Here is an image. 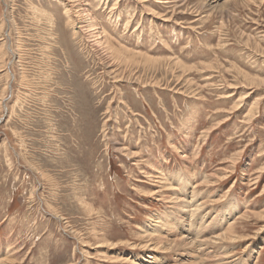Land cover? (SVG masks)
I'll use <instances>...</instances> for the list:
<instances>
[{"label":"rangeland","instance_id":"obj_1","mask_svg":"<svg viewBox=\"0 0 264 264\" xmlns=\"http://www.w3.org/2000/svg\"><path fill=\"white\" fill-rule=\"evenodd\" d=\"M78 1L0 0V264H264V0Z\"/></svg>","mask_w":264,"mask_h":264},{"label":"bare ground","instance_id":"obj_2","mask_svg":"<svg viewBox=\"0 0 264 264\" xmlns=\"http://www.w3.org/2000/svg\"><path fill=\"white\" fill-rule=\"evenodd\" d=\"M58 1V0H57ZM228 1V0H227ZM235 1V0H234ZM240 1V0H239ZM68 3H71L70 8L71 10L75 13V22L79 25L80 30L86 32V33H92L91 37L94 38L92 39V42L94 45H99V44H105L107 50L113 51V45L106 39L105 36H101L102 32L96 28L93 19L90 18V15L87 13V8L85 7L84 4L81 3V1L78 0H67ZM229 2V1H228ZM201 3V2H200ZM88 4V3H86ZM198 4V3H197ZM226 4V3H224ZM90 6V5H89ZM203 7V6H202ZM199 9V8H198ZM89 10V9H88ZM197 10V8H196ZM70 11V10H69ZM104 35V34H103ZM102 40V41H101ZM104 42V43H103ZM122 47H120L121 50ZM115 51V50H114ZM109 52V51H107ZM122 53V52H121ZM131 53V52H130ZM119 55V53L117 54ZM110 57V56H109ZM119 57V56H118ZM129 57V56H128ZM126 58V57H125ZM120 59V58H119ZM118 59V60H119ZM122 59V58H121ZM131 59V57H130ZM116 60V59H115ZM127 60V59H126ZM125 60H123L124 62ZM133 62V61H132ZM173 62V61H172ZM128 63V62H127ZM149 63V62H148ZM155 63V62H154ZM175 64V62H174ZM178 64V63H177ZM169 66V65H168ZM172 66V65H171ZM174 66V65H173ZM182 66V65H181ZM166 67V66H164ZM178 67V66H177ZM169 68V67H168ZM176 68V67H175ZM166 69V68H165ZM184 69V68H183ZM186 69V68H185ZM180 70V69H179ZM167 71V70H166ZM182 71V70H181ZM183 72V71H182ZM245 79V78H244ZM254 81V80H253ZM251 84V83H250ZM253 110V109H252ZM160 176V175H159ZM214 176V175H213ZM216 176V175H215ZM218 177V176H217ZM170 184V183H169ZM163 185V184H162ZM165 188V187H164ZM190 215V214H189ZM195 215V214H194ZM231 231L233 233V229L231 228ZM229 232V231H228ZM232 233H229L232 235ZM227 234V233H226ZM225 235V234H224ZM228 235V234H227ZM221 236V235H220ZM226 236V235H225ZM224 236V237H225ZM229 236V235H228ZM223 237V235L221 236ZM223 237V238H224ZM231 237V236H230ZM226 238V237H225ZM234 239V238H230ZM229 239V240H230ZM240 239V238H239ZM219 240V238H218ZM226 240V239H225ZM224 241V239H223ZM234 241V240H233ZM222 242V241H221ZM201 251V250H200ZM199 253V251H198ZM206 258V257H205ZM134 262V261H133Z\"/></svg>","mask_w":264,"mask_h":264}]
</instances>
